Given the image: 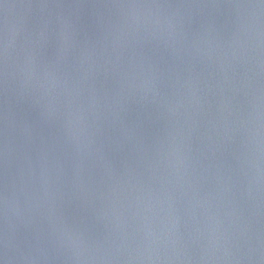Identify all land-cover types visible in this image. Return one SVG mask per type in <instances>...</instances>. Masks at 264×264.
I'll use <instances>...</instances> for the list:
<instances>
[{"label": "water", "instance_id": "95a60500", "mask_svg": "<svg viewBox=\"0 0 264 264\" xmlns=\"http://www.w3.org/2000/svg\"><path fill=\"white\" fill-rule=\"evenodd\" d=\"M3 264H264L262 0H0Z\"/></svg>", "mask_w": 264, "mask_h": 264}, {"label": "clouds", "instance_id": "9594fccd", "mask_svg": "<svg viewBox=\"0 0 264 264\" xmlns=\"http://www.w3.org/2000/svg\"><path fill=\"white\" fill-rule=\"evenodd\" d=\"M262 2H264V0H262ZM0 264H3V261L2 260H0Z\"/></svg>", "mask_w": 264, "mask_h": 264}]
</instances>
